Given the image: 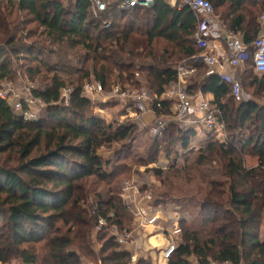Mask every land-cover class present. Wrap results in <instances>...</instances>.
<instances>
[{"label":"trees","instance_id":"obj_1","mask_svg":"<svg viewBox=\"0 0 264 264\" xmlns=\"http://www.w3.org/2000/svg\"><path fill=\"white\" fill-rule=\"evenodd\" d=\"M62 1L7 0V5L33 16L56 43H66L72 48H82L86 52L82 63L92 58L95 65L94 74H86L84 81H92L93 76L95 81L103 85L105 91L109 87L111 92L116 85L127 86L123 82V75H125L123 70L133 66H127L125 57H134L133 52L127 51V47L129 44L135 45L132 35L139 21L149 22L150 29L144 33L146 48L151 49L156 40H164L180 47L187 56L186 59L201 52L194 43L192 46L189 41L197 30V17L180 1L176 7H172L166 0H154L152 8H136L130 13H119L112 8L106 14V19L112 24L110 29L104 27L103 20H96L91 16L86 0H74V9L71 12L62 6ZM209 1L213 5L216 2L219 8L230 4L231 12L228 15L232 17L229 21L230 29L235 32H244L246 45H251L256 40L260 31L257 21L264 13L258 19H252L253 14L248 9L259 7L263 12L264 0ZM129 19L131 21L124 25L123 22ZM8 33L6 31L5 35ZM13 42L9 40L7 43L13 47ZM249 52L251 58L247 64L251 63L255 73L253 49L249 48ZM61 63L62 60L58 61L54 68L55 76L52 85L42 93L48 104L55 105L62 102L61 91L66 88V85L58 73L60 68L65 69L66 66ZM38 64L39 67H47L46 64L42 65V61ZM202 67L205 68L204 65H200L198 73L189 81L188 91L191 95H195L194 87L200 79L199 70ZM113 69L120 71L118 84H109V74L114 71ZM149 72L157 83L158 90L155 92L157 96H162L170 84L177 80V72L173 68H150ZM11 73L8 60L0 56V92L2 83L10 78ZM30 73L33 74V70ZM140 73L142 74L143 71L140 70ZM258 76L256 74L252 79V85L264 91V75ZM84 85L82 82L77 86H71L73 93L69 106L58 104L50 107L49 117L57 123L52 134L44 131L41 121L29 122L16 115L7 101L0 98V151L15 147L18 142L16 135L19 136L18 139L22 138L25 141L22 143V153L25 157H29L32 150L40 145L44 136H48L51 146L47 154L30 160L22 167L20 173L23 176L16 171L0 168V195L5 196L4 204L8 207L7 210L0 209V217L6 218L5 226L9 228V235L5 241L0 235V263H7L12 247L16 249L24 245H38L45 242L47 258L52 264H83L79 254L72 250V246L79 245L84 251L88 249L87 236L92 228L91 222L78 219L81 228L75 234L71 233V230L66 234L62 233L55 228V223L62 220L68 224L67 209L70 205L75 206L79 203L75 195L76 185L80 181L90 177L106 181L115 177V174L109 175L103 170L104 164L98 157L97 151L105 145L131 140L136 129L134 124H123L114 130L113 126H107L100 118H87L85 110L90 105V100L83 97ZM129 86L139 87L134 81ZM197 86L204 95L214 96V104L222 108L228 121L230 117L222 104L232 97L231 87L223 83L217 75L205 78ZM129 104L133 105L131 102ZM24 110L27 108L24 107ZM153 111L156 116L163 117H173L175 114L171 103H163L160 108H157L155 104ZM68 115L73 116L74 120H67ZM237 116L240 119L241 128L249 122H254L255 133L248 138H243L239 145L244 150L256 151L260 170H246L243 161L237 159V149L221 143L219 150L226 156L233 157L229 175L234 178L229 188V201L222 200L216 205L219 213L223 215L215 218L210 212L207 213L208 216L204 218V229L182 226V243L168 264H194L190 261L192 258L196 260L195 264H264V242L259 237L264 211V176H258V172L264 168V107L245 102L237 111ZM255 122L259 123L257 127ZM176 129L177 141L181 142L184 151L189 150L191 141L197 135L196 131L182 132L179 128ZM167 132L168 130L164 133L162 140L166 138ZM30 133L34 134L31 138ZM213 149L214 146L211 144L207 146L206 151L212 152ZM159 150L156 148L151 163H154ZM119 153L118 155H121L125 153V150L122 149ZM205 160L202 154L199 158L200 165H203ZM154 172L157 176L161 175L159 170ZM238 182H244L248 189L244 192L238 191L236 187ZM50 185L54 189L61 190L56 193L49 188ZM225 202L229 208H226ZM205 211L207 210L204 209V214ZM111 215L114 217L112 218ZM126 215V205L114 196L107 203L99 202L92 216L93 228L96 229L98 226L100 217L108 221V228H104L98 234L99 240L104 243L102 250L104 256L96 262L97 264H130L131 252L119 246L109 234L111 227H117L120 231L128 229L124 224ZM18 254L23 264H39V257L34 248H24L19 250ZM138 264L151 263L140 260Z\"/></svg>","mask_w":264,"mask_h":264},{"label":"rangeland","instance_id":"obj_2","mask_svg":"<svg viewBox=\"0 0 264 264\" xmlns=\"http://www.w3.org/2000/svg\"><path fill=\"white\" fill-rule=\"evenodd\" d=\"M74 3V0H63L62 6L71 12L74 9ZM214 5L218 16L227 17L231 12L230 4H225L221 8L217 6L216 2H214ZM248 11L253 14L252 19H258L264 13V10L261 12L259 7L250 8ZM129 21L131 20H125L123 22L124 25H127ZM148 23L139 21L135 25V33L132 35L135 45L129 44L127 47V51L133 52L134 57H125L127 66L132 65L133 67L123 70L125 72L123 82L126 85H130L134 81L140 88L143 87L150 94L155 95L158 86L154 76L149 72L150 68L168 67L175 69L186 60L187 56L180 47L164 40H156L151 49L146 48L144 46V44L146 45L144 33L150 29ZM6 31L9 33L5 35ZM9 40L14 41L13 47L8 45L7 42ZM189 41L193 46L191 38ZM85 54L86 52L80 47L72 48L66 43H56L53 38L48 36L46 29L42 28L33 16L19 12L16 7H9L7 0H0V56L8 60L12 70L10 78L2 83V92L8 93L7 103L19 117H23V113L17 111L15 107L20 103L27 108L25 112H29L30 116H32L31 118H33V120H27L24 117L26 121H41L44 131L52 134L57 123L49 117L50 107L58 104L69 106L71 97L68 90L72 89L71 86L89 82L87 80L84 81L85 75H91L95 72L92 58L84 64L82 63L85 60ZM213 55L215 57L218 56L217 50H214ZM154 57L158 59L154 60ZM36 58H38V61H36ZM60 60H62L61 64L66 67L65 69L60 68L58 76L65 82L66 88L61 91L62 102L55 105L48 104L42 93L52 85L53 77L55 76L54 68ZM40 61L43 62L42 65L46 64L47 67H39L38 63ZM47 69H52V71H47ZM31 70H33V74L30 73ZM113 70L109 74V84H118V78L121 75L120 71L118 69ZM140 70L143 71L142 74ZM206 74L207 68L202 67L199 70L200 79L197 85L204 81ZM235 75L242 87L243 101L235 102L231 97L223 102L227 109L228 117H230L225 130L226 142L222 141L221 138L219 139V134L207 138V134L205 136L199 130L198 138L191 141L190 148L187 151H184L181 142L177 141L178 135H175V133L178 127L175 124L172 125V123L168 127V134L164 140H162L163 138L156 139L150 132L152 124L145 128L135 124L134 117L129 115L128 112L132 106L129 102L118 99H109L106 102L102 96L101 98L94 97L91 99L90 105L85 110L87 118H100L107 126H113L114 130L123 124H134L136 129L131 140L124 143L105 145L97 151L98 157L104 164L103 170L108 172L109 175L115 174V177L106 181H102L97 177H90L80 181L76 185L75 195L79 199V203L75 206L70 205L67 209L68 224L62 220L55 223V228L62 231V233L66 234L71 230V233L75 234L81 228V223L78 219L81 218L83 222H91L92 228L87 236L88 249L84 251L80 249L79 245L72 246V250L79 254L83 264H97L96 262L104 256L102 252L104 243L99 240V233L93 228L94 224L92 222V216H94L99 202L107 203L114 196V198H118L126 205L127 215L124 224L130 231H136L140 245L141 238L147 242L149 234L148 232L145 233V230L136 229L135 215L133 214V202L136 197L138 200L144 195L151 197L149 207L152 211L154 210L159 218V228L166 229L171 226L181 228L183 226L192 229H202L205 225L204 218L208 216L207 213L210 212L215 218L223 215L219 213L216 205L221 203L222 200L229 201V188L234 182V178L229 175L233 157L226 156L219 150L221 143L227 146H234L237 149V159L243 161V166L246 170H260V161L256 151L254 149L244 150L239 145L243 138H248L255 133L254 122H249L245 127L241 128L237 111L245 102L264 107V91L252 85V79L256 74L252 70L251 63L236 70ZM258 78H261V76H258ZM91 79L94 80V77L92 76ZM197 85L194 87L195 92H197ZM109 92L110 89L108 87L105 93L109 95ZM66 119L73 121L74 117L68 115ZM255 124L257 127L259 123L255 122ZM29 136L31 138L34 134L30 133ZM18 137V135L15 137L19 142H16L17 145L15 147L7 151H0V168L13 170L21 174L22 167L30 160L47 154L50 145L48 136H44L40 145L32 150L29 157H25L22 153V143L25 141L22 138L18 139ZM211 144L214 146L213 151H206L207 146ZM156 148L160 150L155 161H153L154 163H151L152 155ZM122 149L125 150V153L118 155ZM127 154L129 155L126 156ZM202 154L206 160L203 165H200L199 158ZM107 163L109 164L107 165ZM154 170L161 171V175L157 176ZM21 176L23 175L21 174ZM258 176H264V168L261 172H258ZM261 179L263 178L261 177ZM132 185L135 189H139V194L135 193V189L131 192H125V188ZM236 187L240 192L248 189L244 182H238ZM49 188L56 191V193L61 190L60 188L58 190L54 189L52 185ZM4 198L5 196L0 195V209L7 210L8 207L4 204ZM226 202L224 204L226 208H229ZM204 209L207 210L205 214ZM5 225L6 218L4 216L0 217V235L3 241L9 235V228ZM111 233L112 227L109 229V234ZM259 237L264 242V211L260 222ZM181 238L178 240L179 245L182 243ZM45 244L43 242L38 245H24L16 249L12 247L9 259L4 264H23L18 253L19 250L24 248H34L36 250L39 264H52L47 258ZM146 247L148 248L147 245ZM128 249L132 250V248ZM145 251L143 243L139 261L145 260L151 264H164L160 261V253L149 254ZM148 256L150 257L148 258ZM190 261L194 264L196 263L194 258L190 259Z\"/></svg>","mask_w":264,"mask_h":264},{"label":"built area","instance_id":"obj_3","mask_svg":"<svg viewBox=\"0 0 264 264\" xmlns=\"http://www.w3.org/2000/svg\"><path fill=\"white\" fill-rule=\"evenodd\" d=\"M89 4L91 16L96 20H103V25L106 29H110L112 24L106 19V14L110 9H115L119 13H130L136 8L150 9L154 5V0H86ZM182 4L188 6L195 14L198 20L196 32L191 37L193 43L201 50L200 54L190 57L179 64L175 70L177 72V80L170 84L162 96L152 95L145 88L120 86L116 85L109 95L104 90L103 85L95 80L86 82L83 89V97L91 101L92 98L104 97L107 102L109 99H118L124 102H131L133 105L129 109L133 113L134 119L142 122L148 112L153 111V106L157 104V108L163 103H171L173 105V117L156 116L153 125L150 128L151 135L156 139H161L168 127L176 125L182 132H187L198 128L205 131L207 134L216 136L219 134V139L226 142L225 130L227 120L223 110L214 102H209L205 99L197 101L194 95L188 91V83L198 73L200 65H206L209 70L207 76L217 75L223 83L231 87L232 98L235 102L243 101V91L240 82L235 74H225L221 71L224 64H227L231 70H238L244 67L250 60L249 48L253 49V63L255 73L264 75V14L258 20L260 31L258 37L251 45H246L242 40L237 39L233 34L232 41L224 34V24L216 15L214 5L209 0H179ZM229 47V53L215 57L214 50L225 52ZM70 97L73 89H69ZM6 92H0V98L7 101ZM69 102V100H68ZM224 107V104H222ZM15 109L23 113V118L33 120L29 112H25L22 104H17ZM24 118V119H25ZM135 187L128 186L125 192H131ZM135 193L139 194V189L136 188ZM134 193V194H135ZM125 197V196H123ZM133 202V214L135 215L136 229H157L160 235L168 239V245L161 250L160 257L164 264H168L169 260L176 253L181 237V228L171 226L166 229L159 228V218L154 210L149 207L151 200L150 196L144 195ZM113 218L114 216L111 215ZM104 228H108V221L100 217L97 233ZM112 237L115 242L130 251L128 248L135 245L131 252L130 264H138L140 248L137 246L138 237L136 231L125 229L120 231L117 227H112Z\"/></svg>","mask_w":264,"mask_h":264},{"label":"crops","instance_id":"obj_4","mask_svg":"<svg viewBox=\"0 0 264 264\" xmlns=\"http://www.w3.org/2000/svg\"><path fill=\"white\" fill-rule=\"evenodd\" d=\"M169 5H171L172 7H176L178 5V2L179 0H166ZM218 18L223 22L224 24V34L225 36L229 39V41H232V37H230L229 35L230 34H233L237 39L239 40H242L244 43H245V38H246V34L244 32H235L233 31L232 29H230V26H229V21H230V18H232L231 16H227V17H223L222 15H219ZM257 24H258V21H257ZM218 52V56H222V55H225L226 53H229V47L226 48L225 52L221 51V50H217ZM205 68H207V72L209 70V68L204 65ZM221 71L225 74H235V71L236 70H231V68L227 65V64H224L223 68L221 69ZM207 74H206V78H207ZM197 92H195V98L197 99V101H200L201 99H205L209 102H214V96L211 95V94H208V95H204L201 90L199 88L196 89ZM129 112V115H132L133 116V113H131L130 111ZM134 119V118H133ZM156 119V114L154 113V111L152 112H148L143 121L142 122H138L137 120H135V124L140 126V127H147V126H150L151 124L153 125L154 121ZM151 125V126H152ZM197 133L196 137L192 140L194 141L195 139L198 138V132H199V129L196 128L194 129ZM205 136L207 133H205V131L203 130H200ZM207 138H209L208 134L206 136ZM209 140V139H208ZM148 232V240L147 242L144 241L142 238H141V242H140V245H139V242L137 241V246L140 248H143V243H144V247H145V252L147 253H151V254H158V253H161V250L165 249L168 245V239L162 235H160L159 231L157 229H154V228H150V229H147L145 230V233ZM147 243V244H146ZM146 245L148 246V248L146 247ZM130 248H134V246H131ZM131 251V250H130ZM150 256H148L149 258ZM160 257V256H159ZM160 261L163 263V261L161 260V257H160Z\"/></svg>","mask_w":264,"mask_h":264}]
</instances>
